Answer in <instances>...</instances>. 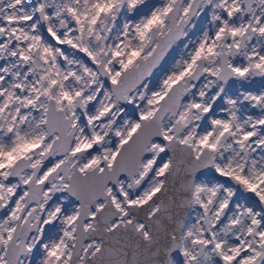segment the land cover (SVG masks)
Masks as SVG:
<instances>
[{"label":"snow or ice","instance_id":"6c2138e0","mask_svg":"<svg viewBox=\"0 0 264 264\" xmlns=\"http://www.w3.org/2000/svg\"><path fill=\"white\" fill-rule=\"evenodd\" d=\"M0 264H264V0H0Z\"/></svg>","mask_w":264,"mask_h":264}]
</instances>
